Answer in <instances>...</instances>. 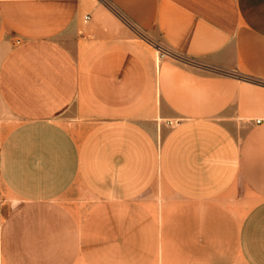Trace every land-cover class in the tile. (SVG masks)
Listing matches in <instances>:
<instances>
[{
  "label": "crops",
  "instance_id": "obj_1",
  "mask_svg": "<svg viewBox=\"0 0 264 264\" xmlns=\"http://www.w3.org/2000/svg\"><path fill=\"white\" fill-rule=\"evenodd\" d=\"M0 225V264H264V0H0Z\"/></svg>",
  "mask_w": 264,
  "mask_h": 264
},
{
  "label": "built area",
  "instance_id": "obj_2",
  "mask_svg": "<svg viewBox=\"0 0 264 264\" xmlns=\"http://www.w3.org/2000/svg\"><path fill=\"white\" fill-rule=\"evenodd\" d=\"M155 47H156V51H157L159 58H162L165 56H174L170 51H168L167 48H165L164 45L156 44ZM0 228H1V225H0Z\"/></svg>",
  "mask_w": 264,
  "mask_h": 264
},
{
  "label": "rangeland",
  "instance_id": "obj_3",
  "mask_svg": "<svg viewBox=\"0 0 264 264\" xmlns=\"http://www.w3.org/2000/svg\"><path fill=\"white\" fill-rule=\"evenodd\" d=\"M159 45H162V44H159Z\"/></svg>",
  "mask_w": 264,
  "mask_h": 264
}]
</instances>
